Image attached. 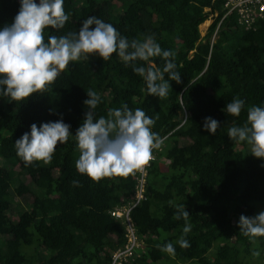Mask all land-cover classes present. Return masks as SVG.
<instances>
[{"label":"trees","instance_id":"1","mask_svg":"<svg viewBox=\"0 0 264 264\" xmlns=\"http://www.w3.org/2000/svg\"><path fill=\"white\" fill-rule=\"evenodd\" d=\"M225 2L64 0L69 20L51 34L76 32L92 15L129 41L153 35L176 53L181 80L170 81L168 96L160 99L142 91L143 78L115 53L108 60L90 54L71 61L42 92L21 102L0 97V264H112L125 250L130 226L142 246L116 264H264V237L245 236L237 224L241 214L264 211V167L247 142L227 135L229 127L245 125L249 107L264 106V21L245 31L230 15L212 41ZM18 9L19 0H0V26L11 23ZM213 13L201 37L199 26ZM153 60L163 67V59ZM89 89L102 97L97 118L127 104L155 120L152 131L162 144L147 164L128 176L93 180L75 167L79 149L73 137L58 144L47 163L26 164L15 141L32 123L60 118L75 134ZM234 97L245 100L239 117L224 109ZM206 116L221 123L215 135L202 127ZM141 172L143 200L126 217L115 216L134 200ZM169 201L186 205L190 247L177 243L184 221L176 219ZM168 241L174 256L159 247Z\"/></svg>","mask_w":264,"mask_h":264},{"label":"clouds","instance_id":"2","mask_svg":"<svg viewBox=\"0 0 264 264\" xmlns=\"http://www.w3.org/2000/svg\"><path fill=\"white\" fill-rule=\"evenodd\" d=\"M223 10L225 13L217 24L212 41L222 21L230 15L245 31H256L259 22L264 21L262 14L243 17L238 8L232 5L224 4ZM215 17L214 13L208 15L200 26L207 23L204 25L207 31ZM68 20L64 0H19V9L12 22L0 26V97L21 102L33 93L42 92L71 61L90 54L108 60L115 53L143 78L145 87L142 91L160 99L168 96L170 81L180 82L181 74L176 70V53L171 49H163L153 35L129 41L113 24L92 15L82 20L76 32L60 36L51 34V30L63 28ZM45 30L49 31L46 39ZM154 57L163 59L162 68L154 62ZM137 60L145 64L136 66ZM86 94L83 103L88 106L87 111L75 134L70 131L71 125L62 118L41 122L39 126L32 123L30 131L24 132L15 141L17 155L26 164L34 161L47 163L52 159L57 145H63L73 137L79 149L75 167L79 173L93 180L113 175L128 176L142 169L152 158L153 149H158L162 144L157 133L152 131L155 120L142 108L133 110L127 104L111 108L107 116L97 118L95 109L102 102V97L91 89ZM244 106V99L234 97L224 109L228 114L239 117ZM220 126L221 123L215 118L204 117L202 127L209 134L215 135ZM227 135L231 140L247 142L251 146L250 153L259 158L264 167V106L249 107L245 125L229 127ZM78 183L73 181V184ZM134 197L128 209L125 205L122 207L128 213L137 205ZM169 203L176 209V219L184 221L182 235L177 243L182 248L190 247L189 240L185 238L191 231L186 205L172 201ZM117 217L126 215L123 213ZM237 224L245 236L264 237V211L255 216L241 214ZM138 240L142 246V240ZM159 247L161 251L175 255V246L171 241ZM253 255L259 253L254 252Z\"/></svg>","mask_w":264,"mask_h":264},{"label":"built area","instance_id":"3","mask_svg":"<svg viewBox=\"0 0 264 264\" xmlns=\"http://www.w3.org/2000/svg\"><path fill=\"white\" fill-rule=\"evenodd\" d=\"M226 6H233V8H238L239 12H241V16L243 17H252L254 15L264 16V0H226ZM234 10V9H232ZM143 172L139 178H136L137 184L135 186L134 198L136 200L143 198L144 192V178ZM143 200V199H142ZM128 215V211L123 209L122 211H116L115 216H120L121 214ZM141 248V243L138 238L133 234L132 227L130 226L128 234H127V245L125 246L124 251H119L114 256V261L112 264H116L118 258L125 256L127 252L130 250Z\"/></svg>","mask_w":264,"mask_h":264},{"label":"rangeland","instance_id":"4","mask_svg":"<svg viewBox=\"0 0 264 264\" xmlns=\"http://www.w3.org/2000/svg\"><path fill=\"white\" fill-rule=\"evenodd\" d=\"M204 25H205V23H204L202 26H200V29H201V32H202V33H201V36H204L205 31H206V30H205V29H206V26H204ZM22 197H23V196H18V197L15 198V200L24 203V199H23ZM125 207L128 208L129 205L126 204Z\"/></svg>","mask_w":264,"mask_h":264},{"label":"bare ground","instance_id":"5","mask_svg":"<svg viewBox=\"0 0 264 264\" xmlns=\"http://www.w3.org/2000/svg\"><path fill=\"white\" fill-rule=\"evenodd\" d=\"M207 23H205V25H206ZM143 197H144V195H143ZM143 199V198H142ZM142 199H139V200H137V204L139 203V201L140 200H142ZM125 205V204H124ZM129 205V204H128ZM128 209V208H127ZM136 236V235H135Z\"/></svg>","mask_w":264,"mask_h":264}]
</instances>
